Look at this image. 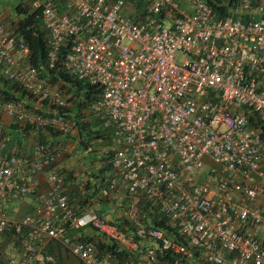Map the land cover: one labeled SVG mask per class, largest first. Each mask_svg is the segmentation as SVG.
Returning a JSON list of instances; mask_svg holds the SVG:
<instances>
[{"label":"built area","instance_id":"2783aa9c","mask_svg":"<svg viewBox=\"0 0 264 264\" xmlns=\"http://www.w3.org/2000/svg\"><path fill=\"white\" fill-rule=\"evenodd\" d=\"M143 1L144 16L130 12L129 0H30L28 10L47 32V66L101 89L89 110L112 141L102 194L144 197L184 240L78 214L54 169L63 149L53 137L31 157L4 155L0 140V241L7 235L16 249L0 248V264L54 263L42 252L51 239L79 264H264V0H221L232 4L227 15L208 0ZM178 52L187 56L182 64ZM0 72L33 101L0 89L4 115L78 136L62 83L41 75L25 37L1 21ZM40 173L49 188L39 206L13 217L9 203L35 195ZM65 224L91 225L125 253L123 262Z\"/></svg>","mask_w":264,"mask_h":264},{"label":"trees","instance_id":"16d2710c","mask_svg":"<svg viewBox=\"0 0 264 264\" xmlns=\"http://www.w3.org/2000/svg\"><path fill=\"white\" fill-rule=\"evenodd\" d=\"M132 3V6L136 7L138 11H140L141 15H145L146 13V4L143 0H129ZM212 6L217 11L218 15H227L229 14L228 8L232 6L229 2L227 4L221 3V0H208ZM228 1H238V0H228ZM20 14L18 22L13 23V27L17 32L22 34L26 41L28 42L30 49H31V61L32 63L39 67L41 70V75L50 79L53 83L61 82L62 87L67 90L68 94L70 95V100H72V111L74 115L72 117L77 120L79 124L78 129V137H79V147L84 148L85 150H89L90 152L97 151L94 147L95 141L98 140H105L110 142L111 145L112 141L109 137V131L107 129H102L100 125V117L95 115L93 111L89 110L90 106L94 101H96L100 94L101 89L96 86L92 85L86 80H79L69 73L65 72L60 66L57 69L53 68L50 69L47 66V50H48V37L47 32L41 24L39 17H37V13L30 12L29 10H23L21 4H17L14 7ZM0 89L4 93L5 97L8 99H24L27 97H31L27 91L22 89L17 83L10 81L7 79L1 72H0ZM88 109L87 112L83 111ZM0 122V127L3 129V132L8 135L9 141L4 143L3 153L4 155H10L11 152H17L15 154H26L23 156L31 157L34 153H23L19 151V148L14 151V149L8 151V147H11L14 143H10L12 136L16 135V139L20 142V131L18 129V124L15 123L11 125L10 129H7L9 125L3 124ZM14 128V129H13ZM14 131H13V130ZM33 129V130H32ZM16 130V131H15ZM27 133H31V131L36 132L37 142H46L50 137H59L61 138V134L58 131H54L52 129H42L27 126L26 128L22 129ZM21 130V131H22ZM22 131V132H23ZM18 133V134H17ZM23 139H26L25 136ZM108 144V145H109ZM21 145V144H20ZM13 147V146H12ZM10 149V148H9ZM97 158L92 157V160H96ZM102 159V158H101ZM104 160H107L106 157H103ZM110 165H105L104 170H110ZM99 171V172H98ZM93 175L95 177L101 178V185L107 183L108 178L107 176L100 175L102 170H98ZM85 190L90 189V184L84 185ZM101 190V189H100ZM67 192V190H66ZM69 196V195H68ZM93 197V195H92ZM106 199H102L106 203L111 201L108 197L104 196ZM91 199V197H90ZM89 200L87 196L85 202ZM70 201V199H69ZM82 201V199H81ZM84 201V200H83ZM111 205L114 206L115 210L123 209L124 207L133 208V210H140L142 213L146 214L143 215L140 212V217L142 222H138L133 224L128 218L124 219L123 213L121 219H113L112 221L117 222L122 227L126 228L130 231H135L138 227H156L161 228L169 232L171 236L177 238L178 240L183 241L184 239L179 235L177 228L174 225H171L169 221L162 216V214L157 211L155 207L152 206L151 202L144 197L139 198L137 201L130 197H123L120 201L115 203V201H111ZM124 210V209H123ZM101 215V213H98ZM128 214V213H127ZM130 215V214H129ZM133 219L137 221V216L131 215ZM102 236V235H101ZM91 238V237H90ZM83 239V238H82ZM89 239V238H85ZM98 248L101 253H106V251L112 249V254L115 256L113 258L114 262L121 263L124 260L125 253H118L116 252V245L111 242H105L102 240H98ZM112 255V256H113ZM174 257H169V259H173ZM53 264V263H47ZM194 264H198V261H195Z\"/></svg>","mask_w":264,"mask_h":264},{"label":"crops","instance_id":"0c3cea01","mask_svg":"<svg viewBox=\"0 0 264 264\" xmlns=\"http://www.w3.org/2000/svg\"><path fill=\"white\" fill-rule=\"evenodd\" d=\"M7 1H24V0H0V20H7V17H13L14 10L13 6ZM29 105L33 104V101L30 99H23ZM11 124H9L7 129H10ZM24 123L20 122L18 125V129L20 131V142L17 141L16 135L12 136L10 143H14L11 147H8V151L14 149L17 150L18 147L19 151L23 153H34L35 145L37 143L36 132L31 131V133H27L22 129L26 128ZM14 129V128H13ZM12 129V130H13ZM23 132H22V131ZM33 130V129H32ZM14 131V130H13ZM16 131V130H15ZM18 134V133H17ZM25 136L26 139H23ZM53 140L58 143L57 146H60L63 149L61 158L56 162L54 165V169L59 172L63 178L67 193L69 195L70 204L72 205L73 209L80 215L88 213V212H96L101 213L102 216L108 218L109 220L113 219H121L123 212L120 210L117 212L114 209V206L111 205V201H115L117 203L122 198L118 197L116 194L109 198L111 201L106 203L105 201L101 200V198L106 199L102 194V187L109 182L111 173L110 170L105 171V165H109L106 160L103 159L105 157L104 151L109 150L112 147L111 145L106 146V142L103 146L95 145V149L97 151L90 152L89 150H85L84 148L78 147L79 146V137L74 140L72 137L68 138H59L53 137ZM68 140L71 142L69 143ZM101 141V140H99ZM74 144H71V143ZM21 144V145H20ZM78 145V146H77ZM10 148V149H9ZM17 152H11V154H15ZM10 154V155H11ZM26 155V154H20ZM91 155V156H89ZM8 156V155H7ZM74 156L85 157L79 163H77L74 159ZM92 157L97 158L96 160H92ZM102 158V159H101ZM100 175L107 176L108 181L103 186L101 185V178L95 177L93 174L98 170H102ZM99 172V171H98ZM90 184V189H86L84 185ZM36 184H37V193L35 195H28L23 199L14 198L9 203V210L13 217L20 219L22 218L27 212L35 210L39 204L37 196L39 194L45 193L49 188V183L47 181V175L45 173H40L36 177ZM93 195V197H92ZM89 197V200L85 202L86 197ZM91 197V199H90ZM133 198L134 200H138L137 198ZM82 199V201H81ZM84 200V201H83ZM116 213L113 217H111L112 213ZM125 217L128 218L133 224L138 223L135 219L129 216L127 213L123 214ZM65 228L67 229L68 233L71 236H74L78 239H95V240H102L107 242L106 238L101 236V234L93 228L91 225L82 226L80 228H72L68 224H65ZM264 229H259V235L264 239ZM91 237V238H90ZM0 248L2 250H9L12 254H15L16 249H14V244L11 242L10 238L5 235V237L0 241ZM67 252V254L65 252ZM43 254H52L55 257V261L53 264H79L78 259L76 262H72L69 259V256H73L69 253L62 244L56 240H47L45 244H43L42 248ZM37 264H42L39 262ZM44 264V263H43ZM47 264V263H46Z\"/></svg>","mask_w":264,"mask_h":264},{"label":"rangeland","instance_id":"374dc122","mask_svg":"<svg viewBox=\"0 0 264 264\" xmlns=\"http://www.w3.org/2000/svg\"><path fill=\"white\" fill-rule=\"evenodd\" d=\"M11 4L12 6H13V10H14V14H13V17H15V18H10V17H7V20H0L1 22H3L6 26H8V27H11V26H13V23L14 22H16L18 19H19V12L14 8L17 4H21V6H22V9L23 10H28L29 9V7H30V0H24V1H7V4L6 5H8V4ZM131 3V2H130ZM132 4V3H131ZM130 8V12H133L134 11V6H132V7H129ZM186 55L184 54V53H182V52H178L177 54H176V61L179 63V64H182V63H184V61H185V59H186ZM65 90V92H66V94H68V92H67V90L66 89H64ZM22 99V98H21ZM28 99H29V97H28ZM0 122L2 123L1 125H3V124H6V125H9V124H11V125H13V124H15V123H17L18 125L20 124V121H18V120H16V119H14V118H10V117H8V116H6V115H4L1 111H0ZM2 127V126H1ZM0 127V140L2 141V142H4V143H6L7 141H9V139H8V135L6 134V133H4L3 132V129ZM74 138V140H76L77 138H78V136L76 135L75 137H73ZM68 142L70 143L71 141L70 140H68ZM104 143H105V140H102V141H99L98 139L95 141V144H97V145H100V146H103L104 145ZM110 142H106V146L109 144ZM71 144H74L73 142L71 143ZM78 146V145H77ZM109 146H110V144H109ZM79 147V146H78ZM89 156H91V155H89ZM84 158L85 157H80V156H74V159H75V161L77 162V163H79L80 164V162L82 161V160H84ZM262 205H264V199L262 200ZM124 209V210H123ZM123 209H118V210H116L117 212L120 210L121 212H123V213H128V215L129 216H131V215H133L134 217L135 216H137L138 218H137V221L138 222H142V220H141V217H140V210H133V208H129V207H124ZM116 212V213H117ZM116 213H112V215H111V217H113L114 215H116ZM142 213V212H141ZM143 215H145L146 216V214H144V213H142ZM132 217V216H131ZM125 219V218H124ZM264 231V230H263ZM65 252V251H64ZM66 254H67V252H65ZM69 259L72 261V262H76V258L74 257V255L73 256H69Z\"/></svg>","mask_w":264,"mask_h":264}]
</instances>
